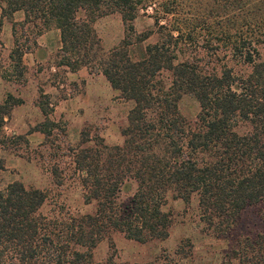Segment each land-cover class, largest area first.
<instances>
[{
    "label": "trees",
    "instance_id": "obj_1",
    "mask_svg": "<svg viewBox=\"0 0 264 264\" xmlns=\"http://www.w3.org/2000/svg\"><path fill=\"white\" fill-rule=\"evenodd\" d=\"M0 8L2 18L22 11L35 36L58 29L56 64L101 73L132 103L122 144L82 131L70 145L93 212L45 214L46 191L20 180L0 190V264H115L95 262L93 249L113 232L141 243L166 239L169 200L197 197L202 220L219 235L264 201V0H0ZM111 14L120 15L123 37L105 49L95 24ZM141 15L153 25L137 31ZM13 53L20 72L22 51ZM185 94L199 103L193 120L179 109ZM18 102L0 105V150L28 145L4 132V114ZM38 105L44 121L33 130L48 136L41 90ZM129 182L135 189L124 206L119 194ZM231 261L264 264V232L237 241Z\"/></svg>",
    "mask_w": 264,
    "mask_h": 264
},
{
    "label": "rangeland",
    "instance_id": "obj_2",
    "mask_svg": "<svg viewBox=\"0 0 264 264\" xmlns=\"http://www.w3.org/2000/svg\"><path fill=\"white\" fill-rule=\"evenodd\" d=\"M12 17L17 19L13 22V27L20 39L19 45H31L37 32L36 25L19 21L18 13ZM12 17L5 18L6 22L10 23ZM152 25L153 19L148 15H141L135 20L137 31ZM95 27L105 49L117 45L123 37V24L119 14L100 18ZM2 53L0 64L7 65L5 58L8 53ZM53 55L50 60L52 64H56L58 58L56 53ZM78 78L77 82H67L69 85L66 91H85L78 103L84 106L76 112L70 111L66 117L53 114L52 107L48 105L51 109L48 117L52 123L47 126L50 132L48 136L39 131L40 141L30 140L33 128L44 121V117L32 109L22 111L21 117L14 116L9 122L10 127H16L21 132H5L15 136L24 135L28 145L19 140L5 149L9 166L6 169L4 160L2 170L6 171L0 175V190L14 180L22 181L26 187L45 190L47 200L42 208L45 214L94 211L95 203L86 204L84 201L85 190L78 178L82 176L72 161L70 145H77L82 131L89 132L93 140L97 136L103 137L109 146L122 144L120 131L132 106L131 102L118 98L100 74L94 73L88 82ZM50 79L48 74L39 76L34 69H27L25 83L20 90L29 99L37 95L39 101V93L36 94L31 84L47 83ZM179 109L184 117L193 120L199 112V103L192 95L185 94L179 102ZM134 189L135 183L129 182L120 192L119 201L122 205L129 203ZM165 209L172 213V223L166 239L141 243L113 232L93 249V260L104 261L111 257L115 264H238L237 261L230 262L237 241L264 232V201L242 210L235 227L227 234L220 235L202 220L197 197H193L188 204L180 199L169 200Z\"/></svg>",
    "mask_w": 264,
    "mask_h": 264
},
{
    "label": "crops",
    "instance_id": "obj_3",
    "mask_svg": "<svg viewBox=\"0 0 264 264\" xmlns=\"http://www.w3.org/2000/svg\"><path fill=\"white\" fill-rule=\"evenodd\" d=\"M19 14V21H23L24 13L22 11L15 12L12 16ZM17 19L12 17L10 23L6 22L5 17L1 16L0 8V57L2 52L7 51V65L0 64V105L4 104L7 99H18V104L14 105L10 114H4V132L18 133L16 127L12 128L9 122L12 121L14 116L21 117L22 111L32 109L37 114H41L42 118L44 115L38 105L37 95L32 98L23 95L20 88L25 83V74L27 69H34L36 75L48 74L51 77L47 83H40L37 85L31 84L36 94H40V90L43 94L48 95L49 105L52 107V113L58 116H66L70 114V111H78L80 107L84 105H78L80 98L85 94V91L73 92L68 90V83L77 82V78L80 77L82 80L88 82L92 78V73L86 70V67L80 68L76 71H70L66 66L52 64L50 58L53 57L54 53L57 54L61 48L60 32L58 29L47 30L40 35L34 36L31 45L22 47L19 45V37L16 31H14L13 22ZM15 32V33H14ZM18 48L22 51V67L21 71H16L14 68V56L13 49ZM49 65V69H48ZM103 76L101 73H97ZM104 77V76H103ZM79 79V78H78ZM105 79V77H104ZM106 80V79H105ZM107 84L108 81L106 80ZM37 83V82H36ZM27 86V84H26ZM41 88V89H40ZM109 88L113 90L109 84ZM30 89V88H29ZM25 94V93H24ZM10 128V129H9ZM9 130V131H8ZM39 131H34L29 135L30 140L36 139L40 141ZM4 149L0 150V156L6 160V169L8 168V159L4 153ZM6 170L0 169V175Z\"/></svg>",
    "mask_w": 264,
    "mask_h": 264
}]
</instances>
